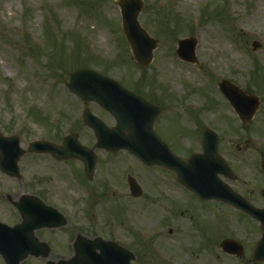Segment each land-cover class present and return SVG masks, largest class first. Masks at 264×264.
<instances>
[{"label": "rangeland", "instance_id": "1", "mask_svg": "<svg viewBox=\"0 0 264 264\" xmlns=\"http://www.w3.org/2000/svg\"><path fill=\"white\" fill-rule=\"evenodd\" d=\"M144 1L139 19L159 40L152 62L145 67L127 42L116 0H0V129L20 134L24 147L36 138L60 143L73 131L93 146L94 134L82 117L86 105L69 91L64 73L83 66L96 68L163 107L157 129L179 154L201 150L203 126L217 129L222 152L238 176L236 181L226 179L262 206L264 0ZM192 35L199 41L194 64L176 54L178 41ZM223 78L262 98L250 125L241 123L218 89ZM89 107L108 124L114 123L95 103ZM96 152L98 174L93 181L81 160L59 161L43 154L28 153L22 159L24 177L30 182L24 187L29 189L20 188L0 170V202L7 203L0 205V219L20 220L18 214L12 217L15 210L3 197L5 192L36 191L41 182L45 197L61 202L69 213V225L38 231L54 241L51 258L71 255L68 245L76 232L110 235L128 243L138 231L143 251L152 229H163L161 239L151 240L157 245L159 264H244L251 258L261 235L257 220L224 203L201 205L173 173L148 167L128 151ZM129 174L143 185L141 198L130 195ZM171 217L175 220L169 224L179 229L172 236L165 227ZM230 236L244 243L240 259L221 249L223 239ZM0 264H5L1 256ZM22 264L45 261L30 257Z\"/></svg>", "mask_w": 264, "mask_h": 264}, {"label": "water", "instance_id": "2", "mask_svg": "<svg viewBox=\"0 0 264 264\" xmlns=\"http://www.w3.org/2000/svg\"><path fill=\"white\" fill-rule=\"evenodd\" d=\"M117 2L122 10L123 28L134 56L141 65H147L153 57V49L158 45V40L149 35L138 19L140 11L144 8V2L143 0H117ZM253 45L256 47L259 43L255 41ZM177 52L183 59L196 61L195 38L180 40ZM64 79L68 88L81 96L86 103L96 101L116 118V125L108 126L90 109L84 111V119L94 130L97 138L95 147L110 151L127 149L149 166L160 165L172 171L178 182L199 198L226 202L258 219L261 222L262 235L254 247L253 258L256 261H264V207L255 206L220 177V174L231 179H235L236 176L220 153V137L216 130L205 127L202 132V151L193 153L187 158L181 157L155 130V120L161 112L158 105L91 68L67 72ZM218 86L241 121L245 124L251 123L260 107V97L227 79H222ZM18 141V136L5 137L0 133V168L12 176L18 174L17 161L24 152L19 147ZM29 149L48 151L61 159L80 158L85 162L89 176H92L95 169L94 150L83 145L75 133L69 134L62 145L35 140L30 143ZM261 156L264 175V152ZM129 183L133 194L141 195V187L134 177H129ZM262 194L264 196V187ZM25 199L23 197V200ZM47 209L51 211L50 208ZM60 217L47 212L40 218L39 224L32 216H26L22 223L15 227L0 222V253L5 261L8 264H20L29 253L47 256L49 247L38 242L34 228L42 225H62L65 222L58 221ZM23 237L29 240L33 248L24 247ZM77 244L82 245L83 248L78 250L77 255L72 259L49 261L47 264H131V258L134 257L127 249L101 238L88 239L80 236ZM98 247L100 252L96 251ZM222 248L229 253H243V246L234 239H225Z\"/></svg>", "mask_w": 264, "mask_h": 264}, {"label": "flooded vegetation", "instance_id": "3", "mask_svg": "<svg viewBox=\"0 0 264 264\" xmlns=\"http://www.w3.org/2000/svg\"><path fill=\"white\" fill-rule=\"evenodd\" d=\"M12 178V177H11ZM23 178V177H22ZM14 181H17L16 180V178H12ZM26 182H28V181H26V179H25V177L22 179V181H21V183L20 184H18L19 186H20V188H21V186H23L24 187V185H26ZM28 183H30V182H28ZM27 186H29L30 187V184H27ZM24 188H27V189H29L28 187H24ZM31 189H33V188H31ZM37 189L38 190H36V191H30V190H24V191H19V193H15V195H14V193L13 192H5L4 194H3V197L5 196V198H6V202L8 201V203L10 204V207L11 208H13L14 210H15V212H13V216L12 217H14V215L15 214H18L19 215V217L21 218V214H20V211L18 210V208L15 206V204H14V201H17V200H19L20 199V197H21V195H22V192H25V191H27V192H31V193H33V194H35V195H37L39 198H41L45 203H47V204H49V205H53V206H55V207H57L60 211H62L64 214H65V216L67 217V224L69 225V213L63 208V204L61 203V202H55V201H52L51 199H49V198H46L45 197V195H44V192H42L41 191V189H42V187H41V182H38L37 183ZM19 190V189H18ZM40 190V191H39ZM43 190V189H42ZM1 197V196H0ZM211 202H215L216 203V201H211ZM201 203V205L203 204V202H200ZM214 203V204H215ZM2 204H4V205H6L7 206V203H1L0 202V205H2ZM36 205H37V203H36V201H33V206H31V209L32 210H34V208L36 207ZM186 210H184V211H180V213H182V215L184 214L183 212H185ZM243 215H245V214H243ZM247 217H248V215H247ZM250 217V216H249ZM14 220V219H13ZM175 219H174V217H171L169 220H167V224L165 225V227H169V229H168V234L169 235H174L175 233H176V230H179L175 225H174V223H171V224H169L171 221H174ZM17 221H13L12 223H10V224H15ZM108 227V226H107ZM44 228H42V229H39V230H43ZM39 230H37V233H38V231ZM44 230H48V231H52V229H44ZM152 230H155V231H152V233L149 235V238H151L150 239V241L148 242V243H145L144 245H143V251H142V246H141V243H142V240H141V236L139 235V234H141L140 232H136L135 234H134V236H133V238L132 239H130V238H128V243H124L123 241H121V240H119L120 241V243H122V244H124V245H126L128 248H130L132 251H133V254H134V257H133V263L134 264H145L144 263V260H146L147 262L149 261V264H159V261L157 260V252H155L154 250H155V248L157 247V245H153L154 243L151 241L152 239H154V241L156 242V240H157V238L159 239H161L162 238V233H163V229L162 230H156V229H152ZM110 231V229L108 228H106V233L107 232H109ZM77 233H79V232H76V234ZM133 233H134V230H133ZM83 234V233H82ZM83 235H85V234H83ZM96 235V233L95 232H91V235H85V236H88V237H93V236H95ZM122 236H125V234L123 233L122 234ZM75 237H76V235L74 236V238L71 240V243H70V245H68V248H70V250H71V252L74 254V253H76V244L74 243L75 242ZM42 239H44V238H42ZM174 241H177V240H175V239H173ZM240 240V239H239ZM48 241L51 243L50 245H53V240H50V239H48ZM172 241V240H171ZM170 241V242H171ZM241 241V240H240ZM162 242V241H161ZM159 243V246H163V244L162 243ZM242 242V241H241ZM131 244V245H130ZM242 244H243V246H244V243L242 242ZM135 247H134V246ZM214 246V245H213ZM145 248H146V250H145ZM159 250V249H158ZM244 250H245V246H244ZM159 252H160V250H159ZM244 254H245V251L243 252V254H240V255H237V254H234L238 259H240V257H242V256H244ZM233 255V256H234ZM157 256V257H156ZM159 258V257H158ZM251 259H252V254H251V258L250 257H248V259H247V261L244 263V264H253V262L251 263ZM253 260V259H252ZM163 262H165L164 260H163ZM182 263H180V264H185L184 263V261H181ZM160 264H170L169 262H167V263H160ZM256 264H261V263H257L256 262ZM262 264H264V263H262Z\"/></svg>", "mask_w": 264, "mask_h": 264}]
</instances>
